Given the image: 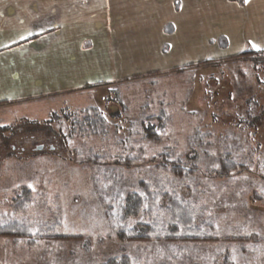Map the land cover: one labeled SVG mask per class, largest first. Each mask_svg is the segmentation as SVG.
Returning a JSON list of instances; mask_svg holds the SVG:
<instances>
[{
    "label": "rangeland",
    "instance_id": "374dc122",
    "mask_svg": "<svg viewBox=\"0 0 264 264\" xmlns=\"http://www.w3.org/2000/svg\"><path fill=\"white\" fill-rule=\"evenodd\" d=\"M234 57L158 71L142 65L125 80L98 78L74 87L56 79L53 68L32 65L31 81L41 86L48 78L55 88H49L50 94L42 88L41 94L35 90L0 101V219L26 223L31 236L42 238L31 237L36 244L27 250L0 236V264H101L124 253L132 262L150 253L147 243L118 241L88 170L63 160L62 140L69 148L85 145L106 157L96 174L104 199L112 187L127 193L145 178L138 163L119 170L120 159L136 157L141 163L162 152L173 155L172 160L196 157L204 176L197 188L205 192L200 201L217 220V232L215 241L205 248L197 244L195 251L208 255L210 245L238 239L249 251V264H264V144L247 172L222 182L205 174L223 153L244 161L254 144L235 123L247 109L245 100L255 95L257 79L264 88V66ZM97 67L98 73L108 71V65ZM25 82L24 77L18 80V91L24 92ZM106 99L109 105L117 99L123 110L119 119H109L105 137H66L63 118L77 117L89 107L102 109ZM50 118L56 120L47 122ZM144 123L156 132L149 140L141 138ZM195 130L204 135L201 141L191 140ZM255 139L264 143V123ZM19 204L23 209L15 208ZM193 262L190 257L181 263Z\"/></svg>",
    "mask_w": 264,
    "mask_h": 264
},
{
    "label": "crops",
    "instance_id": "0c3cea01",
    "mask_svg": "<svg viewBox=\"0 0 264 264\" xmlns=\"http://www.w3.org/2000/svg\"><path fill=\"white\" fill-rule=\"evenodd\" d=\"M246 49L264 50V0H0V101L52 93L48 78L31 81L32 65L74 87L125 80L142 65L224 63Z\"/></svg>",
    "mask_w": 264,
    "mask_h": 264
},
{
    "label": "trees",
    "instance_id": "16d2710c",
    "mask_svg": "<svg viewBox=\"0 0 264 264\" xmlns=\"http://www.w3.org/2000/svg\"><path fill=\"white\" fill-rule=\"evenodd\" d=\"M229 1L239 5L244 3V0ZM220 45L224 47L226 42L221 40ZM235 59L254 61L264 66V50L246 49L236 55ZM207 64L217 63H203V65ZM255 84L257 90L255 95L245 100L247 109L235 123L238 127L244 128L247 137L254 142L249 157L239 161L231 154L223 153L217 159L215 167L205 170L208 179L222 182L247 172L253 163V158L264 144L255 139L259 123H264V88L262 89L263 83L259 79ZM111 103L109 105L106 99L102 109L89 107L77 117L63 118L68 128L66 137H105L109 119H119L123 110L121 102L117 99ZM113 106L115 109L111 111L110 107ZM54 120L56 119L50 118L47 122ZM211 120L217 121L215 113H211ZM152 128H149L147 123L142 124L143 140H149L156 135ZM203 136L199 130H195L190 138L201 141ZM61 144L65 154L63 160L72 165L80 164L88 170L94 193L102 202L107 224L118 241L147 243L151 248L148 256L136 261H129L124 253L122 256L106 259L101 264H183L181 262H185L190 257L194 259L192 264H249V251L238 242V239H227L210 245L213 250L208 255L203 253L199 255L194 249L197 244L205 248L209 245V241H215L213 235L217 232V220L209 215L207 208L200 201L202 199L200 195L205 192L198 193L197 188L201 185L200 182H204V176L196 157L178 156L172 160L173 155L162 152L148 160H142L141 163L136 157L120 159L116 163L119 170L134 167L135 163H138L144 171L145 178L139 180L133 190L127 193L112 187L107 194L108 199H104L97 188L96 174L105 166L106 157L85 145L69 148L64 140ZM21 194L23 195L22 191ZM20 204L15 208L23 209ZM0 236L10 238L14 245L27 250L35 247L36 240L32 238L41 237L37 234L31 236L30 228L26 223L8 217L0 219Z\"/></svg>",
    "mask_w": 264,
    "mask_h": 264
},
{
    "label": "snow or ice",
    "instance_id": "6c2138e0",
    "mask_svg": "<svg viewBox=\"0 0 264 264\" xmlns=\"http://www.w3.org/2000/svg\"><path fill=\"white\" fill-rule=\"evenodd\" d=\"M244 3H245V4H248V3H249V0H244Z\"/></svg>",
    "mask_w": 264,
    "mask_h": 264
},
{
    "label": "water",
    "instance_id": "95a60500",
    "mask_svg": "<svg viewBox=\"0 0 264 264\" xmlns=\"http://www.w3.org/2000/svg\"><path fill=\"white\" fill-rule=\"evenodd\" d=\"M39 149H40V147L37 150H39Z\"/></svg>",
    "mask_w": 264,
    "mask_h": 264
}]
</instances>
